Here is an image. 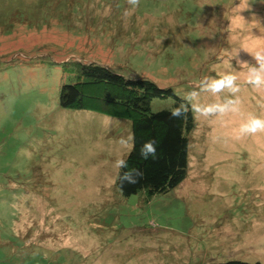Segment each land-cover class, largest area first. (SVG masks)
<instances>
[{
  "label": "rangeland",
  "instance_id": "374dc122",
  "mask_svg": "<svg viewBox=\"0 0 264 264\" xmlns=\"http://www.w3.org/2000/svg\"><path fill=\"white\" fill-rule=\"evenodd\" d=\"M261 47L264 0H0V264H264V132L238 135L264 119V88L241 67ZM76 61L170 87L191 111L194 90L205 105L231 98L198 86L235 71L239 112L192 111L185 180L148 202L123 197L130 122L103 86L84 92L95 110L59 105Z\"/></svg>",
  "mask_w": 264,
  "mask_h": 264
},
{
  "label": "trees",
  "instance_id": "16d2710c",
  "mask_svg": "<svg viewBox=\"0 0 264 264\" xmlns=\"http://www.w3.org/2000/svg\"><path fill=\"white\" fill-rule=\"evenodd\" d=\"M75 83L63 84L59 93L62 108L90 109L85 103L86 88L103 86L102 102L117 110V114L130 122V136L134 137V148L123 159L130 168L140 169L144 175L136 184L120 187L117 179L115 187L123 197L143 195L147 202L158 194H166L177 188L186 178L189 169V144L195 130L193 113L188 107L184 119H173L171 110L184 101L175 96L170 87L160 88L145 77H125L110 68L94 62H73ZM72 70V69H71ZM173 98L171 108L151 111L153 99ZM91 105V104H90ZM120 108L121 110H118ZM157 142V159L144 160L140 156L141 146L149 141ZM201 264H260L242 260L207 262Z\"/></svg>",
  "mask_w": 264,
  "mask_h": 264
},
{
  "label": "clouds",
  "instance_id": "9594fccd",
  "mask_svg": "<svg viewBox=\"0 0 264 264\" xmlns=\"http://www.w3.org/2000/svg\"><path fill=\"white\" fill-rule=\"evenodd\" d=\"M128 4L134 10L139 6L140 0H128ZM130 12L126 11V15ZM238 55V53H237ZM257 66H249L247 62L241 64V67H246L247 72L246 83L251 85L254 89L264 88V47L258 48L252 54ZM219 78L208 77L201 81L198 86L201 91L208 92L214 97H218L221 93L227 92L231 98H226L222 102L211 104L199 103V91H192L187 94L186 100L191 103L193 113L203 118L223 117L228 113L239 112L240 100L238 93L241 91L237 81L240 76L235 71L218 73ZM188 112V104L181 103L178 107L171 110V117L173 119H184ZM264 132V119L250 116L248 120L242 123L238 130L240 137L247 135H255ZM120 144L124 148H134V137L121 138ZM157 142L149 140L145 142L140 148V156L144 160L157 159ZM115 167L118 170H124L118 173L120 187L123 188L125 184H136L143 178L144 173L137 168H130L126 159H118L115 161Z\"/></svg>",
  "mask_w": 264,
  "mask_h": 264
}]
</instances>
